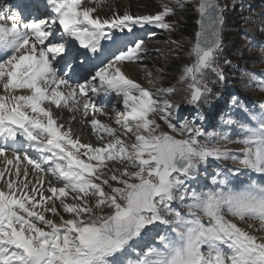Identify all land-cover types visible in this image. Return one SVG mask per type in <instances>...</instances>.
Masks as SVG:
<instances>
[{
    "label": "snow or ice",
    "instance_id": "6c2138e0",
    "mask_svg": "<svg viewBox=\"0 0 264 264\" xmlns=\"http://www.w3.org/2000/svg\"><path fill=\"white\" fill-rule=\"evenodd\" d=\"M97 2L45 0V18L28 22L16 13L0 12V157L12 164L6 156L11 151L16 161L21 160L23 144L18 138H23L28 147L50 155L36 160L25 152L22 158L39 172L45 171L42 164H48L47 172L60 185L49 182L46 191L51 196H46L19 180V168L16 180L4 181L0 264H264V236L254 234L264 232V184L252 180L240 191L206 193L185 187V178L210 157L231 158L239 165L237 172L243 168L264 175V103L258 113L250 114L254 125H240L241 155L202 144L197 139L205 135L201 128L187 120L178 128L153 94L123 70L148 52L145 38L135 36L137 28L174 30V24L166 21L174 9L166 3L155 14L114 11L101 16ZM225 9L218 0H198L200 30L190 53L195 61L179 77L187 83L184 99L189 104L210 92L209 72L224 79L217 53ZM104 41L119 46L112 50ZM76 42L85 50L83 63L91 59L89 53L103 57L82 83L70 82L55 67L60 61L71 67L78 57L68 53ZM176 91L175 87L159 89L165 97ZM102 92H114L122 101L123 110L115 120L121 132L92 119L93 130L99 127L111 139L98 137V146L81 143L70 128L57 122L53 106L68 111L82 108L85 115L89 108L102 111L90 97ZM172 107L179 105L166 99L165 108ZM154 115L181 138L160 131V124L151 118ZM107 162L119 166L113 170ZM23 175L27 178V169ZM4 176L0 171V180ZM70 195L76 203L66 202ZM186 197L192 201L187 205L191 218L171 207L173 201ZM90 198H95L94 203ZM57 200L70 218L60 215ZM237 221L246 223V228ZM158 225H171L175 235L158 233L161 247L147 246L141 258L128 259L144 231Z\"/></svg>",
    "mask_w": 264,
    "mask_h": 264
},
{
    "label": "rangeland",
    "instance_id": "374dc122",
    "mask_svg": "<svg viewBox=\"0 0 264 264\" xmlns=\"http://www.w3.org/2000/svg\"><path fill=\"white\" fill-rule=\"evenodd\" d=\"M137 1V0H134ZM161 1V0H160ZM159 0H150L151 5H147V8L149 9L148 11H154V10H160L162 7V4ZM168 1V0H167ZM189 3V8H187V10L184 12L182 10H180L181 6H178L177 3L175 1L172 2V8L175 7V9L179 10V12L177 13L176 18L172 15L171 18L175 19L176 24L174 25L175 28L174 30L170 31L171 33V39L168 38V35L160 37L157 40H161L162 43H156L157 45L159 44V50H162V48L165 46H162L164 43L167 45L165 46L166 48L164 49V52H162L164 60L160 57V58H153L151 60V62H149V65L145 66L144 69L147 67L146 70H144L142 73L139 74L138 78L139 80L143 81L144 83L146 81L149 82V84L153 85V86H157L158 83L161 84V86L164 85H168L171 84L172 81L176 80L175 74L173 73H169L168 71L165 70V66L169 65L170 63H172L174 60V58L176 59V62L179 64H183V66L185 67L188 61L192 60L191 57V49H192V45H193V39H194V32H195V19L197 17V14L195 13L196 9H195V5L197 4L196 0H187ZM220 4H225V0H220ZM175 5V6H174ZM144 5H141L139 8L134 9L135 13L138 14H151V12H148L145 7H143ZM192 7V9L190 10V8ZM142 8V9H141ZM189 10V11H188ZM195 10V11H194ZM257 11V9H254V11ZM258 11H260V9H258ZM176 12V11H175ZM182 14V17H179V15ZM249 14V13H247ZM248 17H251L249 15H247ZM242 16L238 17L241 18ZM224 18H225V22L223 24L222 27V36H223V42L224 45H230L233 47H238V48H242L243 44L242 42L239 40V38L237 37V25L240 26L237 21V14L236 12H229L227 11V7L225 9L224 12ZM168 19V18H167ZM249 27L252 26V23H249V25H247ZM255 27V25H254ZM173 41H176L177 43H173ZM227 41V42H226ZM154 43V42H153ZM172 45V46H170ZM248 47V46H247ZM157 49V48H156ZM217 63H219V65L222 66V61H220L217 57ZM210 74V72L208 73ZM208 80V78H206V81ZM210 83V80H209ZM159 92V91H158ZM186 93V88H184V90L181 92V94H173L171 95L172 97H175L174 100H172L171 102H177L181 100V98L185 97ZM170 96V98H171ZM172 99V98H171ZM159 100V99H158ZM165 110L169 111L168 108H166ZM154 119H156L157 123L160 124V131H162L164 129L168 130L167 125L164 123V121L160 120L158 116L154 115L153 116ZM170 117V116H169ZM75 126H73V128L76 127V125L78 126L77 122H74ZM80 127V126H78ZM120 129V127H118ZM171 132V129H170ZM98 143V141L95 140V145ZM93 144V145H94ZM109 165V168H112L113 170H115L119 165L117 163H113V162H107ZM117 175H119V173L117 172ZM114 185L120 186L118 184H116V182H113Z\"/></svg>",
    "mask_w": 264,
    "mask_h": 264
},
{
    "label": "bare ground",
    "instance_id": "6f19581e",
    "mask_svg": "<svg viewBox=\"0 0 264 264\" xmlns=\"http://www.w3.org/2000/svg\"><path fill=\"white\" fill-rule=\"evenodd\" d=\"M123 1H125V2H123ZM97 3H99V7L97 8L98 13L101 16H110L111 13H112V11H114V10H117L119 13L122 14V12L124 10H126V8L124 7V5L125 6H128L131 11H133L134 9L139 8L141 5H144L143 7H145L146 10H149L147 8V5H151L152 2H150V0H137V1H134V0H119L118 2H116V0H98ZM116 8H120V9H116ZM160 42L162 43L161 40H156V43H160ZM156 43L155 42L154 43L152 42L151 44H153V46H151L150 42H146V45L145 46L148 49H150L151 47H158L159 48V44L157 45ZM164 45H166V44L164 43L162 46H164ZM144 59H146V58L144 57ZM123 70L125 71V73L128 76H132L134 78H138L139 73L143 69L140 68L139 66H134L131 63H127V67H125ZM133 70H134V72L131 75V72ZM57 122L58 123H61V121L58 120V119H57ZM77 123H78V126L80 125V127L83 128V131L85 130L84 132H86V134L84 135L82 132L80 133L79 130H77L79 127L76 125L75 128H70L71 129V135H72V137L73 138H79V140L81 141V143H91V144H94L96 138L99 137L100 135L97 134V133H91L89 131L90 128H89V125H88L87 122H84L82 124L81 121H78ZM63 125L65 126V128H68L67 123H64ZM71 126L72 127L75 126L74 122L71 123ZM250 230H253V229H250Z\"/></svg>",
    "mask_w": 264,
    "mask_h": 264
},
{
    "label": "water",
    "instance_id": "95a60500",
    "mask_svg": "<svg viewBox=\"0 0 264 264\" xmlns=\"http://www.w3.org/2000/svg\"><path fill=\"white\" fill-rule=\"evenodd\" d=\"M199 19H200V16H198V18H197L196 22H197ZM197 26H198V30H197V31H199V30H200V26H199V24H198V23H197Z\"/></svg>",
    "mask_w": 264,
    "mask_h": 264
},
{
    "label": "trees",
    "instance_id": "16d2710c",
    "mask_svg": "<svg viewBox=\"0 0 264 264\" xmlns=\"http://www.w3.org/2000/svg\"><path fill=\"white\" fill-rule=\"evenodd\" d=\"M189 11V10H188ZM176 68V67H175Z\"/></svg>",
    "mask_w": 264,
    "mask_h": 264
}]
</instances>
